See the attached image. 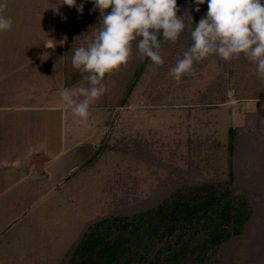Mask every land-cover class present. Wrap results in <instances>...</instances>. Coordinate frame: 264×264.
<instances>
[{
	"label": "rangeland",
	"instance_id": "rangeland-1",
	"mask_svg": "<svg viewBox=\"0 0 264 264\" xmlns=\"http://www.w3.org/2000/svg\"><path fill=\"white\" fill-rule=\"evenodd\" d=\"M64 2L6 0L0 13L13 21L0 31V264H61L92 221L182 182L226 180L231 170L256 213L244 235L205 264H264V77L256 64L213 54L177 82L169 71L193 43L184 38L162 45L163 65L153 72L151 62L121 104L138 38L128 63L105 75L107 91L84 120L59 90L89 86L72 56L102 18L93 0ZM186 12L193 5L178 16ZM231 127L249 140L230 159Z\"/></svg>",
	"mask_w": 264,
	"mask_h": 264
},
{
	"label": "trees",
	"instance_id": "trees-1",
	"mask_svg": "<svg viewBox=\"0 0 264 264\" xmlns=\"http://www.w3.org/2000/svg\"><path fill=\"white\" fill-rule=\"evenodd\" d=\"M190 4L192 21L182 14L186 27L177 42L191 38V31L208 11L207 0L198 6L199 12L195 11V0H177V15ZM159 39L161 47L170 46L162 30ZM150 63V58H138L121 104L129 99ZM240 130L229 129L230 159L245 152L243 147L249 139L241 136ZM128 210L89 223L61 264H205L217 251L243 236L256 213L250 193L236 187L233 170L226 180L171 186L160 199H148L145 205Z\"/></svg>",
	"mask_w": 264,
	"mask_h": 264
},
{
	"label": "clouds",
	"instance_id": "clouds-1",
	"mask_svg": "<svg viewBox=\"0 0 264 264\" xmlns=\"http://www.w3.org/2000/svg\"><path fill=\"white\" fill-rule=\"evenodd\" d=\"M206 0H195L199 5ZM94 10L101 13L102 24L94 38L74 50L72 65L83 75V83L61 87L59 96L64 106L86 120L93 103L107 91L103 83L106 74L126 65L132 55L133 42L141 58L151 60L149 71L162 66L161 30L166 41L175 43L186 25L184 18L192 21L190 14L178 16L177 0H93ZM64 4L76 6V0ZM208 11L191 31L193 43L183 53L169 74L179 82L182 75L191 73L195 61L218 55L225 61L243 54L257 66L264 77V0H207ZM7 8L0 0V13ZM111 9L108 12V9ZM83 12V4L78 8ZM13 21L0 14V31L11 30ZM47 47H52L47 45Z\"/></svg>",
	"mask_w": 264,
	"mask_h": 264
},
{
	"label": "crops",
	"instance_id": "crops-1",
	"mask_svg": "<svg viewBox=\"0 0 264 264\" xmlns=\"http://www.w3.org/2000/svg\"><path fill=\"white\" fill-rule=\"evenodd\" d=\"M31 157H32V155L30 156V159H34V158H35V157H32V158H31ZM48 159H49V158H48ZM28 160H29V159H28ZM50 160H51V159H50ZM35 169L37 170L38 168H34V170H35ZM36 170H35V171H36Z\"/></svg>",
	"mask_w": 264,
	"mask_h": 264
}]
</instances>
